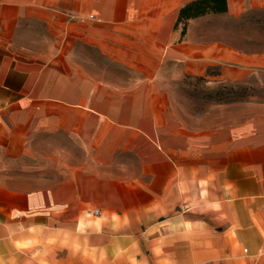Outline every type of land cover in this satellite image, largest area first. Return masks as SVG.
<instances>
[{
	"label": "crops",
	"instance_id": "1",
	"mask_svg": "<svg viewBox=\"0 0 264 264\" xmlns=\"http://www.w3.org/2000/svg\"><path fill=\"white\" fill-rule=\"evenodd\" d=\"M191 1L0 0V264H264V113L193 128L166 85L264 74L228 24L264 0L177 22ZM37 132L82 158L21 187L3 164Z\"/></svg>",
	"mask_w": 264,
	"mask_h": 264
},
{
	"label": "rangeland",
	"instance_id": "2",
	"mask_svg": "<svg viewBox=\"0 0 264 264\" xmlns=\"http://www.w3.org/2000/svg\"><path fill=\"white\" fill-rule=\"evenodd\" d=\"M228 24L229 28L242 24L251 32L245 36V46L251 47L254 41L257 48L264 47V30H259L264 29V13H250L237 24ZM235 38V34L228 35V40L234 42ZM166 85L173 113L193 128H227L264 113V74L235 81L221 77L219 68L211 67L199 77L173 75ZM76 158H82V153L74 143L66 142L61 147L54 134L37 132L12 160L4 162L3 169L18 175L21 187L39 186L64 177Z\"/></svg>",
	"mask_w": 264,
	"mask_h": 264
},
{
	"label": "trees",
	"instance_id": "3",
	"mask_svg": "<svg viewBox=\"0 0 264 264\" xmlns=\"http://www.w3.org/2000/svg\"><path fill=\"white\" fill-rule=\"evenodd\" d=\"M226 11V0H195L183 5L179 10L178 21H186L208 13Z\"/></svg>",
	"mask_w": 264,
	"mask_h": 264
},
{
	"label": "built area",
	"instance_id": "4",
	"mask_svg": "<svg viewBox=\"0 0 264 264\" xmlns=\"http://www.w3.org/2000/svg\"><path fill=\"white\" fill-rule=\"evenodd\" d=\"M89 213L97 215L99 213V211L98 210H93V211H89Z\"/></svg>",
	"mask_w": 264,
	"mask_h": 264
}]
</instances>
